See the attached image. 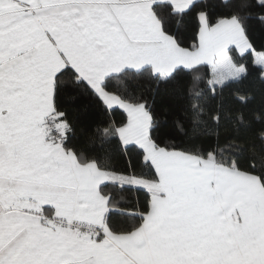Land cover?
Returning <instances> with one entry per match:
<instances>
[{
  "label": "snow or ice",
  "instance_id": "snow-or-ice-1",
  "mask_svg": "<svg viewBox=\"0 0 264 264\" xmlns=\"http://www.w3.org/2000/svg\"><path fill=\"white\" fill-rule=\"evenodd\" d=\"M0 264H264V0H0Z\"/></svg>",
  "mask_w": 264,
  "mask_h": 264
}]
</instances>
